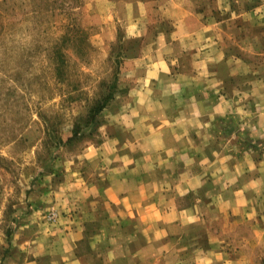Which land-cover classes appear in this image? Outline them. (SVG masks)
Segmentation results:
<instances>
[{"label": "crops", "instance_id": "crops-1", "mask_svg": "<svg viewBox=\"0 0 264 264\" xmlns=\"http://www.w3.org/2000/svg\"><path fill=\"white\" fill-rule=\"evenodd\" d=\"M157 11L129 22L145 43L99 140L39 197L57 223L33 209L0 264H264V0Z\"/></svg>", "mask_w": 264, "mask_h": 264}, {"label": "rangeland", "instance_id": "rangeland-1", "mask_svg": "<svg viewBox=\"0 0 264 264\" xmlns=\"http://www.w3.org/2000/svg\"><path fill=\"white\" fill-rule=\"evenodd\" d=\"M132 2L0 0V257L15 256L13 233L27 224L33 209L42 207L45 222L57 223L58 216L54 221L48 218L57 210L48 203L41 206L39 197L55 188V177L69 178L66 169L77 164L82 149L99 140L109 106L125 94L126 59L137 55L145 43L128 38L129 22L155 20L161 4L158 0L139 16L141 10L131 7ZM78 27L85 30L89 45L83 57L68 49L69 79L60 83L50 62L51 43L60 36H77ZM114 76L118 90L97 116L100 125L90 133L80 118H86L98 100L101 84ZM76 126H81V137L59 145ZM39 135L38 143L30 147Z\"/></svg>", "mask_w": 264, "mask_h": 264}, {"label": "trees", "instance_id": "trees-1", "mask_svg": "<svg viewBox=\"0 0 264 264\" xmlns=\"http://www.w3.org/2000/svg\"><path fill=\"white\" fill-rule=\"evenodd\" d=\"M72 32V29H71ZM77 36L69 37L60 36L56 40H53L51 43V47L49 50L50 62L53 70L54 77L58 80V82L63 83L67 79H69V75L67 69L69 67L68 60V49H73L74 53L77 56L83 57L85 51L84 49L89 45L86 39V32L82 28L76 29ZM116 62V60H115ZM116 67L118 68V61L116 62ZM117 73V70L116 72ZM114 73V75H115ZM109 83H102L103 89L101 90V94L96 100V102L89 108L86 118H80V121L83 123V126L89 127L90 133L94 131L100 124L96 119L97 116L106 108V106L110 103V101L114 98L118 90L116 76ZM77 127V126H76ZM72 131V135L68 137L65 141L60 140L59 145L68 144L76 139V137H81V126ZM48 133V131H47Z\"/></svg>", "mask_w": 264, "mask_h": 264}, {"label": "built area", "instance_id": "built-area-1", "mask_svg": "<svg viewBox=\"0 0 264 264\" xmlns=\"http://www.w3.org/2000/svg\"><path fill=\"white\" fill-rule=\"evenodd\" d=\"M48 218H49L51 221L56 220V219H57V214H56V212H55V211L50 212L49 215H48Z\"/></svg>", "mask_w": 264, "mask_h": 264}]
</instances>
